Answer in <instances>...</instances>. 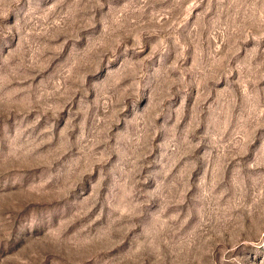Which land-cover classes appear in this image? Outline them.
Masks as SVG:
<instances>
[{
    "label": "rangeland",
    "instance_id": "374dc122",
    "mask_svg": "<svg viewBox=\"0 0 264 264\" xmlns=\"http://www.w3.org/2000/svg\"><path fill=\"white\" fill-rule=\"evenodd\" d=\"M0 264H264V0H0Z\"/></svg>",
    "mask_w": 264,
    "mask_h": 264
}]
</instances>
